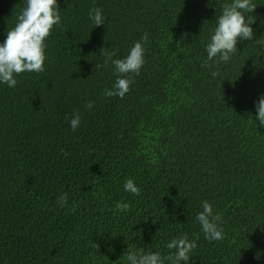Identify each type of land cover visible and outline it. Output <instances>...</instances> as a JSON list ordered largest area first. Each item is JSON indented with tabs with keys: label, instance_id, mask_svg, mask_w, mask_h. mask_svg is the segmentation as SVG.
I'll return each mask as SVG.
<instances>
[{
	"label": "trees",
	"instance_id": "trees-1",
	"mask_svg": "<svg viewBox=\"0 0 264 264\" xmlns=\"http://www.w3.org/2000/svg\"><path fill=\"white\" fill-rule=\"evenodd\" d=\"M231 2L57 0L45 70L17 75L15 88L0 82V264H128L129 249L167 256L176 251L167 243L184 234L199 237L189 264H264L255 106L264 94V0H253V40H238L229 62L201 66ZM25 3L0 0V43ZM95 7L105 24L93 25ZM144 33L145 63L130 91L105 97L117 74L101 49L123 59ZM127 179L139 196L124 190ZM205 200L222 217L223 240H206L196 220ZM118 202L130 210L117 211Z\"/></svg>",
	"mask_w": 264,
	"mask_h": 264
},
{
	"label": "clouds",
	"instance_id": "clouds-1",
	"mask_svg": "<svg viewBox=\"0 0 264 264\" xmlns=\"http://www.w3.org/2000/svg\"><path fill=\"white\" fill-rule=\"evenodd\" d=\"M257 4L253 0H232L231 3L222 5V13L217 19V26L211 35L210 42L206 46L207 60L202 67L210 68L214 64L229 62L238 52L237 41L253 40L255 33L251 24L255 21L251 15ZM57 0H26L25 7L17 17L15 26L7 31L6 38L0 43V82L6 83L10 88L17 85V75L24 72L41 73L45 70L44 62L46 57V40L50 36L54 26L61 23ZM89 18L94 26L105 24L106 16L99 7L89 11ZM148 42V34L144 33L141 41H137L131 47L128 55L123 59H112L115 53H105L101 49V55H106L114 66L117 79L111 89L103 92L105 97H119L121 99L130 91V85L134 83V76L139 75L145 63L144 44ZM264 47V41H257ZM255 61L258 60H254ZM259 62V61H258ZM104 67L108 66V60ZM94 67H100L94 65ZM218 72H212L215 77ZM92 101L85 107L92 108ZM256 119L259 126L264 127V94L256 102ZM67 119V117H66ZM81 123L79 112H76L70 120V126L75 131ZM124 190L133 195L139 196L141 189L132 179L124 183ZM57 202L61 207L68 206V194L61 193ZM202 211L197 213L196 220L201 225L204 237L209 242L224 239V231L220 226L222 217L213 213V206L208 201L202 202ZM116 210L127 212L130 210L128 203L118 202ZM68 211L75 212L76 205L73 204ZM189 240L187 234L173 238L167 243L168 249H175L174 253L162 256L159 251L145 252L144 248L127 251L128 264H164L165 260L172 261V264H180L181 261L189 264L193 251L197 248V240ZM95 244V243H94ZM96 249L98 245L95 244ZM258 258V257H257Z\"/></svg>",
	"mask_w": 264,
	"mask_h": 264
}]
</instances>
